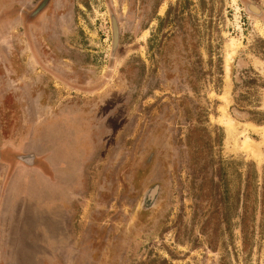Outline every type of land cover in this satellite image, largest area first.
<instances>
[{
  "label": "rangeland",
  "instance_id": "obj_1",
  "mask_svg": "<svg viewBox=\"0 0 264 264\" xmlns=\"http://www.w3.org/2000/svg\"><path fill=\"white\" fill-rule=\"evenodd\" d=\"M0 131V264H264V0H0Z\"/></svg>",
  "mask_w": 264,
  "mask_h": 264
},
{
  "label": "crops",
  "instance_id": "obj_2",
  "mask_svg": "<svg viewBox=\"0 0 264 264\" xmlns=\"http://www.w3.org/2000/svg\"><path fill=\"white\" fill-rule=\"evenodd\" d=\"M31 137H34L35 132L30 131ZM25 138L23 137L20 142L17 140L8 139V137L2 136L0 131V224H5V230H2V226H0V234H17L20 231L21 223L23 220L27 222L33 223L35 220H38L36 216H27V218L19 216V208L18 202L20 193L17 189V172L19 171L20 167L22 166L21 163L16 164L14 166L13 159H17L19 156L18 153L12 152L10 153L8 150L9 148H16L20 147L23 144ZM32 150V149H31ZM51 149H47V153L51 154ZM21 153V152H19ZM30 154V153H29ZM38 157L37 153H31ZM47 154V155H48ZM37 160V159H35ZM20 161V160H19ZM42 177L47 179V174L40 171ZM48 183L49 180H48ZM66 186V185H65ZM67 187L65 189L67 190ZM69 189V187H68ZM34 221H33V220ZM3 220V221H2ZM5 222V223H4ZM8 224V228L6 229ZM15 226V227H13ZM9 229V230H8Z\"/></svg>",
  "mask_w": 264,
  "mask_h": 264
},
{
  "label": "flooded vegetation",
  "instance_id": "obj_3",
  "mask_svg": "<svg viewBox=\"0 0 264 264\" xmlns=\"http://www.w3.org/2000/svg\"><path fill=\"white\" fill-rule=\"evenodd\" d=\"M154 191H156L154 193ZM156 193L157 190H154L153 188L150 189L148 192H145L143 196V200L141 201V212H146L156 201Z\"/></svg>",
  "mask_w": 264,
  "mask_h": 264
},
{
  "label": "water",
  "instance_id": "obj_4",
  "mask_svg": "<svg viewBox=\"0 0 264 264\" xmlns=\"http://www.w3.org/2000/svg\"><path fill=\"white\" fill-rule=\"evenodd\" d=\"M246 8H247V10H248L249 12H252V13H256V14H258V11H257V10L255 9V7L252 6L251 4H247Z\"/></svg>",
  "mask_w": 264,
  "mask_h": 264
},
{
  "label": "bare ground",
  "instance_id": "obj_5",
  "mask_svg": "<svg viewBox=\"0 0 264 264\" xmlns=\"http://www.w3.org/2000/svg\"><path fill=\"white\" fill-rule=\"evenodd\" d=\"M228 132H229V134L231 133V128L230 127H228ZM233 134V133H232ZM252 152H254V156L256 157V158H260V155H259V153H257V151L256 150H253Z\"/></svg>",
  "mask_w": 264,
  "mask_h": 264
}]
</instances>
